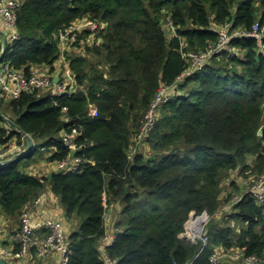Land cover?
I'll use <instances>...</instances> for the list:
<instances>
[{"label": "trees", "instance_id": "16d2710c", "mask_svg": "<svg viewBox=\"0 0 264 264\" xmlns=\"http://www.w3.org/2000/svg\"><path fill=\"white\" fill-rule=\"evenodd\" d=\"M21 2L19 38L8 43L4 58L25 74L43 65L55 71L61 55L57 34L73 22L101 23L102 42L84 44L95 62L87 52L67 56L78 91L55 97L59 105L51 92L42 91L23 92L7 106L0 101V109L6 115L10 110L11 119L35 141L55 149L48 161L69 157L61 134L74 128L81 146L76 156L85 159L81 171H56L51 181L49 175L27 171L43 157V151L36 155L38 149L0 166V211L15 219L50 189L67 216L79 219L78 229L67 234L68 264H108L100 239L106 210L118 203L124 205L117 222L123 231L107 247L115 264H216L210 258L217 246L244 248L264 264V207L252 194L244 192L224 221L216 217L233 197H221L231 173L249 178L264 172V133L258 135L264 126V38L232 37L231 51L194 71L179 86L184 93L161 106L148 138L151 155L127 157L159 88L175 83L189 66L182 52H207L223 29L250 32L257 22L264 24V0ZM63 107H68V120ZM13 138L18 144L23 140L0 125V142ZM230 185L238 187L235 181ZM192 212L213 217L207 228L210 243L201 252V243L182 236Z\"/></svg>", "mask_w": 264, "mask_h": 264}, {"label": "built area", "instance_id": "2783aa9c", "mask_svg": "<svg viewBox=\"0 0 264 264\" xmlns=\"http://www.w3.org/2000/svg\"><path fill=\"white\" fill-rule=\"evenodd\" d=\"M21 1L22 0H0V17L4 21L8 43H13L14 40L19 38L17 21L18 12L22 5ZM101 27H103L101 23H97L91 19H83L73 22L70 26L61 29L57 34L62 53L60 59H66V51H77V48H75L73 44L79 41L78 39L81 37V33L88 30L94 34L100 31ZM239 35L256 37L262 40L264 38V24L257 22L250 32L236 30L234 33L230 34L227 33L226 29H223L219 42L211 46L207 52H182V57L188 62L189 66L177 77L175 83L169 86L162 85L159 88L127 152L129 161H133L137 154L145 153L143 148L146 143H148V138L155 128L161 106L165 102L175 99L177 96L184 93L179 88L180 84L183 83L188 76L192 75L194 71L201 69L212 57L226 50L231 51L230 41L232 37ZM262 48L264 49V45H262ZM67 61L69 62V60ZM55 72L56 71L51 72L48 66L43 65L34 67L28 74H25L23 69L13 68L12 62L7 63L2 61L0 64V101L9 102L19 98L23 92L35 93L46 89L47 91L45 92H51L50 97L54 99V104L59 105L55 97L76 93L78 91V84L76 76L70 68V64H67L62 72ZM55 77L59 78V82L56 83L54 81ZM67 112L68 107H63L64 120H68L69 118ZM92 115H98L97 108L92 110ZM77 134L78 130L76 128H74L71 133L61 134L63 144L67 146L71 152L76 151V155L81 149V146H77L75 143ZM12 140L6 143L0 142V162L8 159L16 160V155L24 151V149L15 151L16 148L9 144ZM15 141L17 140L15 139ZM22 141L26 142V139L23 137ZM46 149L47 147L42 146V150ZM76 155L73 156L70 154L67 159L54 163L58 167L57 171H81V166L85 159L83 156ZM246 193L252 194L256 198L258 204L264 207V172L254 179ZM239 199L233 201L229 207L225 208L232 210L234 204L239 201ZM42 204L43 199L39 196L25 206L20 214V225L10 232L8 242L4 241L8 235L5 222L3 219H0V256L2 258L13 264H19L33 257L48 261L54 255L58 254L62 257L60 264H68L72 249L63 223L51 214L44 217L42 220H35V215L39 213L38 211H40L39 209ZM210 218L211 216L206 212L199 215L192 212L188 221L185 223V232L182 233L183 237L192 242L201 243L200 252L210 243L208 229H206V225L209 223ZM107 222L108 219L105 217L106 229L108 227ZM122 231V228L115 225L109 235L105 231V235L100 239V249L107 258L108 264H115V262L111 261L109 258L107 247L115 241L117 234ZM215 248V252L210 258L211 263L219 264L222 263V261L234 262V260H237L242 264H261L262 261L256 254L248 255L244 248L226 249L218 246ZM188 264H193V262L191 261Z\"/></svg>", "mask_w": 264, "mask_h": 264}, {"label": "crops", "instance_id": "0c3cea01", "mask_svg": "<svg viewBox=\"0 0 264 264\" xmlns=\"http://www.w3.org/2000/svg\"><path fill=\"white\" fill-rule=\"evenodd\" d=\"M0 29L5 31V25H4V21L3 19L0 17ZM92 34V33H91ZM99 39V41H98ZM101 43L102 38H99V33L96 34V39L94 40L95 42ZM1 37H0V44H1ZM77 48L78 54L83 55V53H80L82 51V49ZM77 51H73V52H77ZM70 53V52H67ZM63 59H57L54 63V67L56 68V72L57 73L59 71V66H61V62ZM68 60V59H67ZM70 62V61H69ZM68 61H66L67 64H70ZM33 138V136H32ZM35 146H37L39 143V141H35V139L33 138ZM19 141H15V138L9 143L12 147H15V151H20L22 149H25L27 147V140L26 142L21 141V144H18ZM1 144V143H0ZM43 152L46 151L48 153V157L55 151V149L51 148H47L46 150H42ZM45 160H43V162H40L38 165H31L30 167H28L27 171L31 174H35L39 177H43V176H48L49 174H53V172H56L58 170V167L56 164H54L53 162H50L47 160V158ZM40 168V169H39ZM47 170V174H41L39 170ZM41 198L43 199V204L40 207V211H38L39 213L35 215V220L37 221V219H43L44 217L48 216L49 214L53 215L56 219H59L62 223H63V227L65 229V231L67 232V234L71 233V231H75L78 229L79 227V222L74 220V217L71 216H67V214L65 213V209L63 208L62 204L59 201V198L50 190L48 189L47 191H45L42 195ZM117 206V205H116ZM118 212V211H117ZM111 214V212H110ZM120 216V215H119ZM115 215L111 214L108 222H107V229L106 232L109 235L112 230H113V226L117 225V222L115 221L116 218H114ZM0 219H3L6 225V229H7V238L4 240L6 242H8L9 240V234L12 230L16 229L18 225L15 224V222L12 219H9L7 216H5L1 211H0ZM120 219V218H119ZM11 222V223H10ZM53 260L56 262L54 264H60L62 257L61 255H54L53 256ZM49 259L47 260H42V259H38L36 257L31 258L30 260H24L19 264H36L35 262H39L41 264H51ZM31 261V262H30Z\"/></svg>", "mask_w": 264, "mask_h": 264}, {"label": "rangeland", "instance_id": "374dc122", "mask_svg": "<svg viewBox=\"0 0 264 264\" xmlns=\"http://www.w3.org/2000/svg\"><path fill=\"white\" fill-rule=\"evenodd\" d=\"M88 27V26H87ZM99 33V31L98 32H96V33H92V34H90L89 36H85V35H82V33H81V37L78 39L79 41L77 42V44H78V46H79V49H82V51L80 52V53H83V55H85L86 54V52L88 53V55H90V57H91V61L92 62H95L96 61V56H93L92 55V52H88L87 51V48L86 47H84V44L85 43H87L88 44V46H90V47H94V40L96 39V34H98ZM81 38H82V40H81ZM98 41H99V39H98ZM102 42V41H101ZM82 47V48H81ZM70 53H68L67 54V51H66V55L68 56V55H72V54H77L79 51H77V52H72V51H69ZM62 54V53H61ZM65 55V60H62V62H61V66H59L60 68H59V71L58 72H62L63 70H64V68H66V66H67V63H66V61H67V56ZM3 62H7V63H9V62H11L10 60H7L6 58H4V60H3ZM54 74V73H53ZM43 92H45V91H47L46 89H43L42 90ZM42 92V93H43ZM41 94V93H40ZM3 104H4V106H7V102H2ZM7 115L8 116H12V117H14V114L10 111V110H7ZM0 125H3V126H5V127H8L6 124H4V123H2V124H0ZM37 142H38V140H37ZM41 143V142H40ZM36 147V149H38L39 151H37V154L36 155H38V156H40V154H39V152L40 151H42V145L41 144H38L37 146H35ZM143 151L146 153V154H150L151 155V153H152V148H151V145L149 144V142L148 143H146V145L144 146V148H143ZM42 158L40 159V161H37V163H35L34 165H38L40 162H43V160H45L46 159V157H48V153L46 152V151H44L43 152V154H42ZM48 160V159H47ZM40 169V168H39ZM40 171V173L41 174H47V170L46 169H44V170H39ZM253 176V175H252ZM250 176L249 178H245V177H243V175H242V173H239V171H235V172H233V173H231L230 175H229V177L227 178V179H225L224 181H223V183H222V187H223V192H222V194H221V197H222V199H226L227 197H228V195L231 193L232 195H233V197L232 198H230L229 199V201H227V202H224L223 203V205L221 206V208L218 210V212H217V214H216V217H217V219H223V221H224V218L226 217V216H228L232 211L229 209V208H225V207H229L231 204H232V202L233 201H236L237 199H239L242 195H243V193L245 192H247L248 191V189H249V187H250V185L252 184V182L254 181V179L258 176V175H256V176ZM231 181H235L236 182V184L238 185V187H233V186H231L230 184H231ZM117 205V206H116ZM106 207H107V205H106ZM123 207H124V205L123 204H120V203H118V204H114V205H112V206H109L108 207V209L106 210V214H105V217L107 218V219H109V217H110V215L111 214H113V215H115V217L114 218H116V222H118L119 221V218H120V212L123 210ZM118 211V212H117ZM110 212H111V214H110ZM74 217V220H76V221H78L79 222V219H78V217L75 215V216H73ZM10 219V218H9ZM19 219H20V216L19 217H17V218H15V219H12L14 222H15V224L16 225H20V221H19ZM213 222V217L211 216V218H210V221H209V223L206 225V229L208 228V225L210 226V224ZM11 223V222H10ZM232 224H233V226L234 227H236V228H238V230H239V225H237V224H234V222H232ZM17 226V227H18ZM53 258L54 257H52V258H50L51 260H50V263L51 264H54V263H56L54 260H53ZM36 264H41V263H39L38 261L37 262H35ZM222 263H224V264H229V263H232V264H242L240 261H237V260H234V262H230V261H222ZM261 264H263L262 263V261H261Z\"/></svg>", "mask_w": 264, "mask_h": 264}, {"label": "water", "instance_id": "95a60500", "mask_svg": "<svg viewBox=\"0 0 264 264\" xmlns=\"http://www.w3.org/2000/svg\"><path fill=\"white\" fill-rule=\"evenodd\" d=\"M168 32V31H166ZM0 37H1V46H2V50L0 52V64L2 63V61L4 60V56H5V53H6V50H7V47H8V36H7V33L3 30L0 29ZM54 81L57 83L59 82V78L58 77H55L54 78ZM0 116L1 118L3 119L4 123L11 129V130H15L17 132H19L26 140H27V147L24 149V151L18 153L16 155V160L21 158V157H24L25 155H27L28 153L32 152V151H35L36 150V147H35V143H34V140L32 138V136L30 134H28L26 131H24L20 126H18L12 119L10 116L6 115L1 109H0ZM263 133H264V126L260 128L259 132H258V135L259 136H263ZM73 156L76 155V151H72L71 153ZM16 160H13V159H8V160H5V161H2L0 162V166L2 165H5V164H9V163H12ZM64 170H59L57 173L58 174H61L63 173ZM53 178V174H49V179L50 181L52 180ZM0 264H13L9 261H7L6 259L2 258L0 256Z\"/></svg>", "mask_w": 264, "mask_h": 264}]
</instances>
